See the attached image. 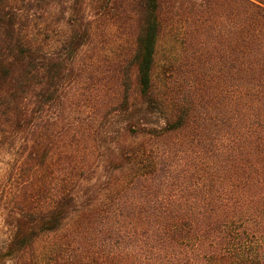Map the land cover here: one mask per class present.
I'll return each mask as SVG.
<instances>
[{
  "label": "trees",
  "instance_id": "trees-1",
  "mask_svg": "<svg viewBox=\"0 0 264 264\" xmlns=\"http://www.w3.org/2000/svg\"><path fill=\"white\" fill-rule=\"evenodd\" d=\"M98 15L130 45L86 78ZM2 153L0 264H264V0H0Z\"/></svg>",
  "mask_w": 264,
  "mask_h": 264
},
{
  "label": "rangeland",
  "instance_id": "rangeland-1",
  "mask_svg": "<svg viewBox=\"0 0 264 264\" xmlns=\"http://www.w3.org/2000/svg\"><path fill=\"white\" fill-rule=\"evenodd\" d=\"M64 18L66 17H63V15L57 10L50 9L44 13H35L33 21L39 26H53V28L56 29V26H61V23L65 20ZM94 25L98 27L97 33L79 55V65L81 68L86 70L84 73L86 78L89 77L88 68L92 66L94 68H102L105 63L113 60L117 53L128 48L130 45L128 30L125 28L118 30V28L113 25L107 17L100 15L96 16ZM183 28L184 26L181 22L164 30L158 43L156 55L155 75H157L158 78L168 76V70L171 67V64H175V61L178 62L181 54L180 41L184 35ZM195 36L196 35H194V37ZM88 82L89 81H86V83L84 82L82 85V81H80V85L77 86L79 96L75 100V103H77L78 106H82L84 104L83 106L85 108L88 101H91L89 96L85 93ZM94 82H96L95 79ZM119 122V117L113 118V128H117ZM89 144L90 143L87 142V145ZM80 152H82V154L84 153V143H81ZM11 163V158L8 153L0 154V182L3 181L5 170ZM1 212H3V210H1L0 206V214ZM2 219L3 218L0 216V240H3L7 236V231L3 226ZM47 243L48 242L46 240L42 242V244ZM6 264H11V262H7Z\"/></svg>",
  "mask_w": 264,
  "mask_h": 264
}]
</instances>
